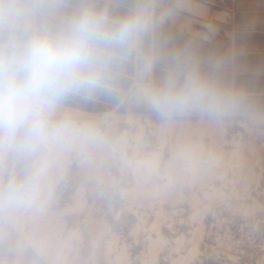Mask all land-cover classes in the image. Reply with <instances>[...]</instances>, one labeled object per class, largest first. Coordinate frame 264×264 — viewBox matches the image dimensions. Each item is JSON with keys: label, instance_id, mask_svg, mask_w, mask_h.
Listing matches in <instances>:
<instances>
[{"label": "rangeland", "instance_id": "obj_1", "mask_svg": "<svg viewBox=\"0 0 264 264\" xmlns=\"http://www.w3.org/2000/svg\"><path fill=\"white\" fill-rule=\"evenodd\" d=\"M149 68L109 113L56 109L73 141L0 147V190L44 170L0 204V264H264V115L161 114Z\"/></svg>", "mask_w": 264, "mask_h": 264}, {"label": "crops", "instance_id": "obj_2", "mask_svg": "<svg viewBox=\"0 0 264 264\" xmlns=\"http://www.w3.org/2000/svg\"><path fill=\"white\" fill-rule=\"evenodd\" d=\"M40 2L35 23L53 32L84 13L101 17L109 33L133 17L145 22L122 42L102 41L91 69L96 86L68 93L56 109L84 115L113 111L135 86L145 55L154 93L179 88L194 76L214 93L236 101L214 112L193 108L170 115H264V0Z\"/></svg>", "mask_w": 264, "mask_h": 264}, {"label": "clouds", "instance_id": "obj_3", "mask_svg": "<svg viewBox=\"0 0 264 264\" xmlns=\"http://www.w3.org/2000/svg\"><path fill=\"white\" fill-rule=\"evenodd\" d=\"M41 8L40 0H0V147L9 150L35 151L84 135L70 121H52L59 101L70 92L96 86L91 69L102 41L122 42L145 27L133 17L109 33L101 17L84 13L53 32L36 25ZM148 99L164 115L193 108L214 112L236 103L194 76ZM43 174L37 169L22 181L10 180L0 190V204L35 201Z\"/></svg>", "mask_w": 264, "mask_h": 264}, {"label": "built area", "instance_id": "obj_4", "mask_svg": "<svg viewBox=\"0 0 264 264\" xmlns=\"http://www.w3.org/2000/svg\"><path fill=\"white\" fill-rule=\"evenodd\" d=\"M263 258H264V256H263Z\"/></svg>", "mask_w": 264, "mask_h": 264}]
</instances>
